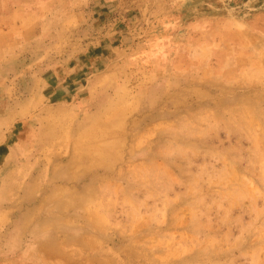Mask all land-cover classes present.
Wrapping results in <instances>:
<instances>
[{
    "label": "rangeland",
    "instance_id": "374dc122",
    "mask_svg": "<svg viewBox=\"0 0 264 264\" xmlns=\"http://www.w3.org/2000/svg\"><path fill=\"white\" fill-rule=\"evenodd\" d=\"M0 264H264V0H0Z\"/></svg>",
    "mask_w": 264,
    "mask_h": 264
}]
</instances>
